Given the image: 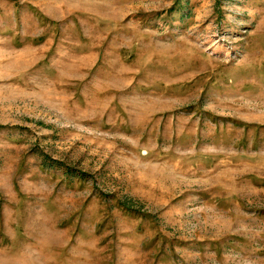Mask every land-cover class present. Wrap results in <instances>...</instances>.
Segmentation results:
<instances>
[{"label": "rangeland", "instance_id": "obj_1", "mask_svg": "<svg viewBox=\"0 0 264 264\" xmlns=\"http://www.w3.org/2000/svg\"><path fill=\"white\" fill-rule=\"evenodd\" d=\"M0 264H264V0H0Z\"/></svg>", "mask_w": 264, "mask_h": 264}, {"label": "trees", "instance_id": "obj_2", "mask_svg": "<svg viewBox=\"0 0 264 264\" xmlns=\"http://www.w3.org/2000/svg\"><path fill=\"white\" fill-rule=\"evenodd\" d=\"M127 210V209H126Z\"/></svg>", "mask_w": 264, "mask_h": 264}]
</instances>
